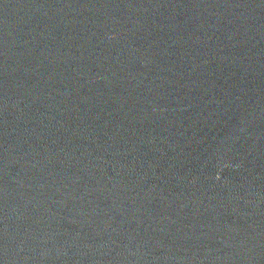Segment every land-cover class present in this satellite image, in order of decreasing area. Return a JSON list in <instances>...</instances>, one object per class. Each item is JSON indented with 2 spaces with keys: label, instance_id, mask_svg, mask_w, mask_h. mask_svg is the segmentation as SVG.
<instances>
[{
  "label": "water",
  "instance_id": "1",
  "mask_svg": "<svg viewBox=\"0 0 264 264\" xmlns=\"http://www.w3.org/2000/svg\"><path fill=\"white\" fill-rule=\"evenodd\" d=\"M0 264H264V0H0Z\"/></svg>",
  "mask_w": 264,
  "mask_h": 264
}]
</instances>
